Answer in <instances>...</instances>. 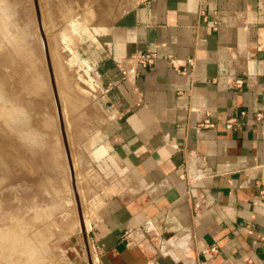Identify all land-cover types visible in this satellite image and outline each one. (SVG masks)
Returning a JSON list of instances; mask_svg holds the SVG:
<instances>
[{"label": "crops", "instance_id": "1", "mask_svg": "<svg viewBox=\"0 0 264 264\" xmlns=\"http://www.w3.org/2000/svg\"><path fill=\"white\" fill-rule=\"evenodd\" d=\"M70 1L66 20L100 12ZM109 28L98 264H264V0H136Z\"/></svg>", "mask_w": 264, "mask_h": 264}, {"label": "rangeland", "instance_id": "2", "mask_svg": "<svg viewBox=\"0 0 264 264\" xmlns=\"http://www.w3.org/2000/svg\"><path fill=\"white\" fill-rule=\"evenodd\" d=\"M62 1L0 0V264L99 263L87 234L102 183L97 61L136 0H94L82 22Z\"/></svg>", "mask_w": 264, "mask_h": 264}, {"label": "built area", "instance_id": "3", "mask_svg": "<svg viewBox=\"0 0 264 264\" xmlns=\"http://www.w3.org/2000/svg\"><path fill=\"white\" fill-rule=\"evenodd\" d=\"M156 59L157 55L155 53L142 54L139 57V64L142 66H151L155 63ZM167 59L169 60L171 65L175 67V69L182 72H185L188 67L192 64V59H189L186 64H179L178 60L171 56H168ZM238 82L240 83L241 81L239 80ZM227 126L231 127V121L228 122Z\"/></svg>", "mask_w": 264, "mask_h": 264}, {"label": "bare ground", "instance_id": "4", "mask_svg": "<svg viewBox=\"0 0 264 264\" xmlns=\"http://www.w3.org/2000/svg\"><path fill=\"white\" fill-rule=\"evenodd\" d=\"M57 2H58V1H57ZM62 4H64V1L60 0V5H62ZM66 10H67V9H66ZM65 12H67V11H64V13H65ZM88 13H89V12H88ZM89 14H90V13H89ZM84 18H85V17H84ZM84 18H83L82 21H84ZM78 19H79V18H78ZM65 84H66V83H65ZM85 214H86V213H85ZM89 222H90V221H89ZM89 222H88V223H89ZM88 223H87V224H88ZM88 226H89V225H88Z\"/></svg>", "mask_w": 264, "mask_h": 264}]
</instances>
